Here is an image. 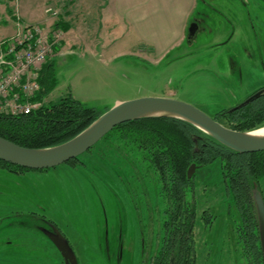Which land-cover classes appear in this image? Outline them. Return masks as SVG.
<instances>
[{"label": "rangeland", "instance_id": "374dc122", "mask_svg": "<svg viewBox=\"0 0 264 264\" xmlns=\"http://www.w3.org/2000/svg\"><path fill=\"white\" fill-rule=\"evenodd\" d=\"M213 2L223 15L205 7V14H197L206 15L200 29L194 33L190 26L184 44L162 58L142 45H129L126 37L108 46L93 43L100 38L95 27L78 33L75 46L68 44L56 54V85L43 103L71 95L105 112L118 102L169 97L211 117L234 108L264 86V0ZM0 168V264L23 257L20 248L27 252L41 244L52 247L43 255L47 264H63L42 227L34 228L45 225L41 218L63 232L79 264H141L157 251L166 199L154 175L130 153L101 139L75 164L20 173ZM201 176L199 172L198 218L208 209L214 221L208 228L197 219L196 264H250L234 231L237 214L233 207L234 217L230 215L219 171L207 182ZM260 188L264 198V177ZM28 232L40 234L41 242L38 237L33 244L24 243Z\"/></svg>", "mask_w": 264, "mask_h": 264}, {"label": "trees", "instance_id": "16d2710c", "mask_svg": "<svg viewBox=\"0 0 264 264\" xmlns=\"http://www.w3.org/2000/svg\"><path fill=\"white\" fill-rule=\"evenodd\" d=\"M55 82L52 58L40 71V89L33 98L40 106L29 114L0 113V136L24 147H52L72 139L103 113L71 95L55 103H43L54 89ZM213 118L237 131L261 128L264 126V93L234 111L221 110ZM102 140L145 164L166 199L160 245L153 255L142 259L141 264H196L197 219L208 228L214 221L208 209H203L198 218L197 175L202 172L200 179L207 182L215 170L219 171L224 194L230 200L227 205L230 215L234 217L233 207L237 214V219L233 218L234 231L243 243L244 255L251 259L252 254L257 258L259 253L262 264L254 188L261 191L264 151L238 152L196 125L168 116L144 117L121 123ZM79 158L67 163L75 164ZM192 164H196V171L189 178L188 169ZM0 165L16 173L31 170L3 160H0Z\"/></svg>", "mask_w": 264, "mask_h": 264}, {"label": "crops", "instance_id": "0c3cea01", "mask_svg": "<svg viewBox=\"0 0 264 264\" xmlns=\"http://www.w3.org/2000/svg\"><path fill=\"white\" fill-rule=\"evenodd\" d=\"M213 1L11 0L0 3V13L4 16L0 30H5L0 40L13 36L19 29L29 25L42 24L59 28L63 38L59 48L56 47V56L60 48L68 44L75 46L80 32L95 27L96 31L100 32V38L92 39L93 43L108 46L126 37L129 45H142L149 53L162 58L184 44L188 28L192 24H195L194 33L200 29L199 25L206 15L201 17L197 14H205L206 9H210L223 15L221 9H218L220 7ZM48 7L58 10V15L47 13ZM93 14L99 16L96 21L90 19ZM56 24L59 27H55ZM117 32L119 34L114 37L112 34ZM234 36L235 32L228 36L227 41H231ZM2 171L0 168L3 174Z\"/></svg>", "mask_w": 264, "mask_h": 264}, {"label": "water", "instance_id": "95a60500", "mask_svg": "<svg viewBox=\"0 0 264 264\" xmlns=\"http://www.w3.org/2000/svg\"><path fill=\"white\" fill-rule=\"evenodd\" d=\"M194 29L195 24H192L190 31L194 32ZM260 94L261 92H258L249 97L231 108L230 111L247 105ZM157 116L175 117L188 121L212 135L220 143L241 153L264 151V136L258 137L251 133L264 128V126L252 131H237L220 123L190 103L169 97H143L118 102L114 107L103 112L81 133L52 147H24L0 136V160L31 170L53 168L90 150L117 125L130 120ZM195 171L196 164H192L188 169V177L191 178ZM254 202L264 260V198L261 191L256 187L254 188ZM46 234L60 252L64 264H79L74 250L57 226L52 225V230H47Z\"/></svg>", "mask_w": 264, "mask_h": 264}, {"label": "built area", "instance_id": "2783aa9c", "mask_svg": "<svg viewBox=\"0 0 264 264\" xmlns=\"http://www.w3.org/2000/svg\"><path fill=\"white\" fill-rule=\"evenodd\" d=\"M46 12L58 15L52 7ZM3 20L0 13V23ZM60 31L42 24L29 25L0 40V113L29 114L40 106L33 100L40 89V71L55 56V48L61 42Z\"/></svg>", "mask_w": 264, "mask_h": 264}, {"label": "flooded vegetation", "instance_id": "af4514ba", "mask_svg": "<svg viewBox=\"0 0 264 264\" xmlns=\"http://www.w3.org/2000/svg\"><path fill=\"white\" fill-rule=\"evenodd\" d=\"M258 92H261L262 94L264 93V86H262V87H260V88H258L257 90H255L249 97H251V96H253V95H255V94H257ZM249 97H247L246 99H248ZM245 99V100H246ZM244 100V101H245ZM242 103V102H241ZM10 172H13V173H16V172H14V171H10ZM41 220L45 223V225H43V226H38L37 224H33L34 225V228H37V229H39L40 227H42V230L40 229V232H41V234L42 235H44L46 238H47V240L53 245V246H55L52 242H51V240L48 238V236H47V234H46V231L47 230H52V225H55L54 223H52L51 221H49V220H47V219H45V218H41ZM259 225V224H258ZM56 226V225H55ZM46 230V231H45ZM62 232V231H61ZM63 233V232H62ZM25 234V236H22V239H23V241H24V243H30V244H33V242H35L36 241V239H38V237H39V239H38V241L39 242H41V238H42V236L40 235V234H38V233H33V234H30L29 232L28 233H24ZM26 240H28V241H26ZM5 242L6 243H8V240H5ZM39 242L38 243H36V245H38L39 244ZM47 243V242H46ZM42 245V244H41ZM41 245H39V248L38 247H33V248H31V249H34V250H32V251H29V250H27V252H24V249H22V248H20V254H21V252H23L22 253V256L23 257H18V258H14L13 259V261H12V263H10V264H47L46 263V258H44L43 257V255H46L47 253L46 252H48V251H50V249L52 248V247H50L49 245H47V244H45L43 247H41ZM17 247H20V246H17ZM16 247V248H17ZM55 248V250H56V252H57V255H59V257L62 259V262H63V264H64V260H63V258H62V256H61V254H60V252L58 251V249L56 248V247H54ZM261 252H262V250H261ZM48 255H50L49 253H48ZM50 257V256H49ZM57 257V256H56ZM55 257V258H56ZM58 258V257H57ZM262 258H263V254H262ZM78 259V258H77ZM245 259H246V257H245ZM248 260V262L250 263V264H260V256H259V253L257 254V258H256V256H254V254H252V258L250 259V257L247 259ZM262 264H264V260H263V262H262Z\"/></svg>", "mask_w": 264, "mask_h": 264}, {"label": "bare ground", "instance_id": "6f19581e", "mask_svg": "<svg viewBox=\"0 0 264 264\" xmlns=\"http://www.w3.org/2000/svg\"><path fill=\"white\" fill-rule=\"evenodd\" d=\"M252 135L258 136V137H263L264 136V128L257 130L255 132H251Z\"/></svg>", "mask_w": 264, "mask_h": 264}]
</instances>
